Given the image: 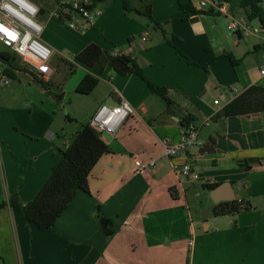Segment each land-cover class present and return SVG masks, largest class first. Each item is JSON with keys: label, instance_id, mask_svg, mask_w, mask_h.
<instances>
[{"label": "crops", "instance_id": "obj_1", "mask_svg": "<svg viewBox=\"0 0 264 264\" xmlns=\"http://www.w3.org/2000/svg\"><path fill=\"white\" fill-rule=\"evenodd\" d=\"M191 3L197 13L188 15L177 0H152L160 28L149 29L144 17H129L120 0H113L83 33L59 18L57 3L51 11L38 4L41 41L52 51L53 72L43 80L56 83L61 96L34 82L26 67L0 86V203L17 188L18 165L28 158L33 169L16 193L21 204L29 202L58 162L57 148H65L101 105L124 99L133 112L113 136L103 138L109 152L91 170L88 191L76 193L53 232L39 231L9 207L0 209V264H264V113L219 117L222 107L248 87L264 86V26L253 20L246 23V35L227 30L230 18L241 15L239 0H210L205 9L198 0ZM93 7L99 8L97 2ZM162 31L176 37L172 44ZM90 43L135 58L147 79L166 88L172 105L135 74L121 76L109 66L99 73L79 63L74 56ZM1 53L14 55L6 48ZM70 64L78 77L63 91L74 78L62 86L60 74ZM0 67H5L1 60ZM65 106V120L76 124L71 134L61 118ZM179 115L209 123L199 129L200 146L167 157L161 141L181 142ZM210 140L214 150L201 153ZM151 161L154 167L135 172L136 162ZM185 164L208 193L204 184H234L233 200L248 209L192 220L180 175ZM227 191L223 195H231ZM103 218L113 230L107 236L99 223Z\"/></svg>", "mask_w": 264, "mask_h": 264}, {"label": "trees", "instance_id": "obj_2", "mask_svg": "<svg viewBox=\"0 0 264 264\" xmlns=\"http://www.w3.org/2000/svg\"><path fill=\"white\" fill-rule=\"evenodd\" d=\"M138 1L141 5L135 7L131 5L132 2L130 0H122L124 12L126 14L133 13L134 15L142 16L146 19L147 24L160 28V24L152 17L149 0ZM224 1L230 2L231 0ZM56 3L57 14L61 20H64L65 17L61 16V11L65 8L67 9L68 6L59 3V0H56ZM177 3L179 8L186 14L197 13L192 7L191 0H177ZM262 3L263 0H239L238 9L248 22L258 20L264 26V8ZM162 32L166 38L165 41L169 44H172V40L176 39L174 35L168 34L165 31ZM176 51L181 57H184L177 48ZM7 55L8 53H1L0 60L5 64L4 72L11 79H14V71H24L25 66L15 54L12 57H8ZM74 57L82 65L99 73L106 66H109L113 73L121 76L135 74L146 83L153 94L163 99L168 105H172V102L167 97L166 88L157 86L147 79L135 58L129 54L122 53L117 49L104 50L97 44L90 43ZM229 58L232 64L237 62L235 59ZM185 59L187 63H192L187 58ZM70 69L71 72L74 71L73 66ZM31 76L33 81L43 89L53 93L56 98H60L61 92L56 94L51 91L50 84L52 82L44 81L43 78L36 76L34 73ZM253 113H264V86L253 85L248 87L243 93L222 107L219 117L228 118ZM194 120L193 116L179 115V122L183 130L193 123ZM70 142L63 149L57 148L58 162L50 168L46 181L36 195L24 205L19 201L16 189L22 186L24 175L33 169V162L32 159L28 158L22 164H19L16 172L17 188L9 194L7 200L0 203V209L9 207L21 219L35 226L39 231L53 232L57 219L68 208L76 193L78 191H88L87 181L91 170L100 157L109 152L107 144L101 138V135L90 126L89 122L80 124L71 135ZM213 150V141L210 140L200 149V152L211 153ZM203 186L210 190L215 188L217 184H204ZM173 190L174 188L170 189L171 193H173ZM247 209L248 205L238 200H232L214 204L212 214L218 217L232 215Z\"/></svg>", "mask_w": 264, "mask_h": 264}, {"label": "built area", "instance_id": "obj_3", "mask_svg": "<svg viewBox=\"0 0 264 264\" xmlns=\"http://www.w3.org/2000/svg\"><path fill=\"white\" fill-rule=\"evenodd\" d=\"M97 1L99 0H67L65 4L68 6V11L64 19L67 27L79 33L89 29L97 16L101 14L100 9L93 7L94 2ZM198 3L200 8L205 9L210 4V0H198ZM40 12L41 8L32 0H0V29H2L0 30V43L14 53L32 73L46 78L53 72L49 64L52 51L41 41L42 25L37 19ZM246 23L244 15L232 16L227 30L246 35ZM260 74L264 75V62L260 67ZM10 82L11 78L4 72V68L0 67V86H8ZM213 104L219 106V100L215 99ZM132 112L131 105L124 99L113 106L103 104L94 112L89 124L103 139L105 134L113 136L122 121ZM208 123L209 120L201 124H189L183 130L181 142L178 144L162 140L163 154L167 157L178 156L188 147L200 146L197 142L199 129ZM151 167H154V161L146 164L136 162L135 172L143 174ZM180 175L186 179V182L199 179L197 172L187 164L183 165Z\"/></svg>", "mask_w": 264, "mask_h": 264}, {"label": "rangeland", "instance_id": "obj_4", "mask_svg": "<svg viewBox=\"0 0 264 264\" xmlns=\"http://www.w3.org/2000/svg\"><path fill=\"white\" fill-rule=\"evenodd\" d=\"M33 1H36L40 6L43 5L46 8V10H48V11L53 10L54 7L56 6V0H33ZM111 1H113V0H99V1H97V6L99 7L98 9H101L102 6L108 4ZM130 1L132 2V4H131L132 6L139 7L140 2L138 0H134V1L130 0ZM120 2L122 3V0H120ZM148 2L151 3L152 0H149ZM122 5H123V3H122ZM128 16L134 18L135 20H138V17H136V15H134L133 13L128 14ZM146 27L151 29L152 25L146 24ZM65 32L70 34L68 31H65ZM110 45H113V44L111 43ZM2 49H5V48L0 43V51ZM64 68H65L64 71L60 74L62 86H64L66 81L70 80V78L74 75V78L70 81V83L66 84L64 87L63 91H67V90L71 89V87L73 86V81L75 82V79L78 77V73L76 74L75 71L71 72V69L68 65L64 66ZM12 83L16 84V80L13 81ZM50 89L52 92H54L56 94H59V92L61 91V89L57 88L56 83H51ZM65 105H66V103H65ZM66 107L67 106H65V110H63V112H62L61 118L64 120V124L67 125V128H70V130H69L70 132L66 130L67 133L71 134V133H73V130L71 132V128H74L76 126V124L75 123H68V121L65 120ZM213 125L214 124L211 123V126H213ZM106 136L107 135L105 134L104 138H106ZM182 181H183V187H185V197H186V200L188 203V205L185 207L190 211L191 219L192 220H196V219L203 220V219L209 218L211 216V212H212L211 206H213V205H211L213 203L211 201L212 199L210 197V193H208V191L201 188V184L199 183V181L186 182L185 178H182ZM196 228H201L200 223H199V225H196ZM129 253L133 254V251L129 250ZM133 256H134V258H137L139 256V253L134 252Z\"/></svg>", "mask_w": 264, "mask_h": 264}, {"label": "water", "instance_id": "obj_5", "mask_svg": "<svg viewBox=\"0 0 264 264\" xmlns=\"http://www.w3.org/2000/svg\"><path fill=\"white\" fill-rule=\"evenodd\" d=\"M71 142H69L70 144ZM227 191L228 193L226 194H231V195H223V191ZM235 185L232 183H222L215 188L210 190V197L213 201L214 204L219 203V202H229L234 199V193H235ZM100 226L102 228V231L104 235H109L112 233L111 229V222L107 218H103L100 220Z\"/></svg>", "mask_w": 264, "mask_h": 264}, {"label": "snow or ice", "instance_id": "obj_6", "mask_svg": "<svg viewBox=\"0 0 264 264\" xmlns=\"http://www.w3.org/2000/svg\"><path fill=\"white\" fill-rule=\"evenodd\" d=\"M0 30H2V29H0ZM9 35H12L11 33H9ZM13 38H15V37H13Z\"/></svg>", "mask_w": 264, "mask_h": 264}]
</instances>
